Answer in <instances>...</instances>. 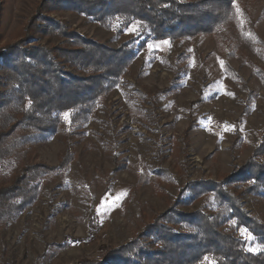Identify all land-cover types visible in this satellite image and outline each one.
<instances>
[{
    "label": "rangeland",
    "instance_id": "1",
    "mask_svg": "<svg viewBox=\"0 0 264 264\" xmlns=\"http://www.w3.org/2000/svg\"><path fill=\"white\" fill-rule=\"evenodd\" d=\"M41 1L0 0V47L18 41ZM236 7L241 11L223 34L149 43L91 122L66 124L64 133L23 152L26 163L58 165L67 148L75 159L34 206L1 229L0 264L95 258L101 244H124L177 198L179 186L169 182L156 190L157 173L184 186L216 180L250 157L264 132V0H237ZM52 17L112 47L137 35L133 26L118 34L71 10ZM245 200L264 221V201ZM93 214L95 237L73 241L88 235Z\"/></svg>",
    "mask_w": 264,
    "mask_h": 264
},
{
    "label": "trees",
    "instance_id": "2",
    "mask_svg": "<svg viewBox=\"0 0 264 264\" xmlns=\"http://www.w3.org/2000/svg\"><path fill=\"white\" fill-rule=\"evenodd\" d=\"M236 3L42 0L18 41L0 47L4 72V89L0 90V231L34 206L44 187L63 175L75 159L67 148L58 165L26 163L23 152L28 147L64 133L66 124L79 128L91 122L149 43L226 32L237 19ZM58 10L75 11L118 34L136 26L137 35L112 47L53 18ZM39 36L58 43L42 44L35 41ZM65 113H70L67 120ZM145 176L140 174V183L148 180ZM163 181L179 186L177 198L166 211L156 213L124 244H101L95 258H81L75 264H207V260L264 264V221L245 200L249 196L264 201V132L250 157L229 174L181 186L168 172L157 173L156 190ZM198 201L202 203L193 211L182 208ZM89 227L86 237L72 240L95 237L98 220L94 214L89 217ZM241 229H247L255 240L246 239Z\"/></svg>",
    "mask_w": 264,
    "mask_h": 264
},
{
    "label": "snow or ice",
    "instance_id": "3",
    "mask_svg": "<svg viewBox=\"0 0 264 264\" xmlns=\"http://www.w3.org/2000/svg\"><path fill=\"white\" fill-rule=\"evenodd\" d=\"M237 11L240 12L241 10L239 8H237ZM137 30V27L136 26H133L132 28L129 29V31H136ZM163 43L167 44L169 43L168 41H164ZM223 61H221V64L223 66ZM65 119H69L70 117V113H65ZM70 122V121H69ZM117 199H119V197H117ZM241 233L242 235L246 238V239H249V240H255V237H253L251 235V233H249L247 231V229H241ZM249 250L251 251H257L258 249L257 248H250ZM207 259V258H206ZM207 264H215V261L214 260H207Z\"/></svg>",
    "mask_w": 264,
    "mask_h": 264
}]
</instances>
